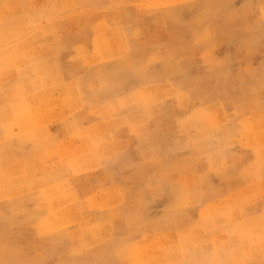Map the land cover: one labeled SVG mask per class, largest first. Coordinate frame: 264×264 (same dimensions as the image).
Returning a JSON list of instances; mask_svg holds the SVG:
<instances>
[{
    "label": "rangeland",
    "instance_id": "1",
    "mask_svg": "<svg viewBox=\"0 0 264 264\" xmlns=\"http://www.w3.org/2000/svg\"><path fill=\"white\" fill-rule=\"evenodd\" d=\"M50 49L88 101L19 88ZM32 98L38 131L0 128V264H264V0H0V127Z\"/></svg>",
    "mask_w": 264,
    "mask_h": 264
},
{
    "label": "crops",
    "instance_id": "2",
    "mask_svg": "<svg viewBox=\"0 0 264 264\" xmlns=\"http://www.w3.org/2000/svg\"><path fill=\"white\" fill-rule=\"evenodd\" d=\"M79 18H80V22H79L80 24L79 25H81L79 28L74 27V30H67L66 29L65 31L66 32H71V33L76 31V32L79 33L80 31L86 30V28H85V26L83 24V21H82L80 16H79ZM45 52H46V50H45ZM53 52H54V54H53ZM47 55L48 56L46 57V62H47V65L50 66L49 68H51L53 70L52 71L53 73H48L49 75L48 74L44 75L41 72L42 65H40L39 61L38 62L26 61L24 64H21L22 65L21 66V70H20L21 80H20L18 86H20V88H22L23 91H26L27 94L31 93L30 95H33V96H38V95L39 96H45L48 93V89H49V87L46 86V84H48V78H57V79L60 78V79H62V83L64 85H68L69 91H71L74 94H76L77 96H79V98H80L82 103L84 101H88L89 97H88L87 92H84L83 88H81L79 86H78L79 87L78 88L76 86V83H81L82 82V78L83 77H81V76L76 74V72L74 70V68L76 67L75 64H73L72 61H69V62L60 61V56L57 54L56 50L50 49L49 53ZM69 57L71 58V56H68V58ZM78 70L82 71L83 70V66L81 65L78 68ZM52 74H55V75H52ZM59 74L61 76H58ZM79 74H80V72H79ZM77 80H78V82H77ZM18 81H16V82L18 83ZM72 82H74V84H72ZM71 85H73L72 88H71ZM37 88H38V90H37ZM77 91L80 92V93L81 92H83V93L82 94H77ZM38 98H42V97H38ZM12 112L15 115L16 122H17V124H15V127H13L14 125L13 126H11V125L10 126L9 125L6 126V124H4V125H2V127H0V128L3 129L2 130L3 135L6 136L8 139H10L12 141L11 133L15 129H17L20 132L19 136L15 137V139L18 138V140L21 139L23 134H27V133H30V132L35 131V130L38 131L37 127H32V126H37V125L34 123V116L32 115L33 113H32V108H31V102L30 103L28 102L26 105H23L22 107L13 108ZM80 112H84L85 113V110H81ZM75 116L76 117H74V118H78L80 116V113H77ZM94 119H95L94 116H89L88 117V120H90V121L94 120ZM58 120H59L60 123L61 122H64V123L62 125H57L54 128V132L56 134H59V133L62 134V132H67L68 134L73 135L74 131H76V130H74V129H72L70 127L71 124L72 123L75 124V125L79 124L78 119H75V120L74 119H67V120L57 119V120H55V123H57ZM20 124H23V126H20ZM24 126H28V128H24ZM41 126L42 127H39V131L49 132L47 124L42 122ZM40 144H41V148H42V144H44L45 146L47 145L46 142H44L43 138L40 139ZM77 154H78V152H77ZM235 158H236V156L233 155V159L228 164V171H229L230 167L232 168V167H235V166L238 165V162L236 161ZM67 162L70 163V161H68V160H67ZM231 163H232V165H231ZM93 171H95V170H88V172H93ZM257 180L261 181L259 179H257ZM247 185H249V183ZM261 186H262V191H260V195L262 197V200H261L262 203L259 202V203H256V204L253 205L254 208H256L255 211H253L254 209H248L245 212V214H244V216H246V220L245 221H247V219L250 218L249 216H251L253 214H259L260 212L264 211V209H263L264 208V182L262 184V181H261ZM238 192H239V190L233 192L232 195L229 196V197L215 199V201L216 200H221V201L230 200V199L233 198L232 196H234V194H236ZM251 194L252 193H250L249 195L252 196ZM249 195H247V196H249ZM212 202H214V201L212 200V201L209 202L210 205L212 204ZM211 228L213 229V233H212L213 237L212 238H214V236L217 235V232L215 233L216 229L213 228V226H211ZM229 228H230V224L226 223L224 226H222V231L221 232L224 233V234H228L230 236V232L231 231H230Z\"/></svg>",
    "mask_w": 264,
    "mask_h": 264
},
{
    "label": "bare ground",
    "instance_id": "3",
    "mask_svg": "<svg viewBox=\"0 0 264 264\" xmlns=\"http://www.w3.org/2000/svg\"><path fill=\"white\" fill-rule=\"evenodd\" d=\"M6 10V9H5ZM99 31V30H98ZM43 38V37H42ZM29 39V38H28ZM25 46V45H24ZM97 46V45H96ZM15 48H17V47H15ZM99 49V48H98ZM13 70V69H12ZM15 75V74H14ZM7 77H9V76H7ZM20 88V87H19ZM19 91V90H18ZM20 95V94H19ZM21 95H22V93H21ZM48 95V94H47ZM22 97V96H21ZM29 100H30V98H29ZM37 100V98L36 99H34V98H32L31 99V108H32V113L34 112V105H37L36 103H35V101ZM37 103H38V101H37ZM38 111V110H37ZM42 113V112H41ZM57 113V112H56ZM41 116L43 117V115L41 114ZM35 118V117H34ZM46 122V121H45ZM58 122H59V120H58ZM47 123V122H46ZM127 126V125H126ZM15 127V126H14ZM66 128V127H65ZM17 130V129H16ZM12 131V130H11ZM130 131V130H129ZM13 132V131H12ZM3 133V132H2ZM17 133V132H16ZM120 133V132H119ZM128 133V132H127ZM12 134V133H11ZM15 134V133H14ZM114 138V137H113ZM57 139V138H56ZM59 140H61V139H59ZM13 141V140H12ZM58 142V141H57ZM83 143H85V142H83ZM82 143V144H83ZM88 145V144H87ZM83 148V147H82ZM82 178V177H81ZM37 186V185H36ZM21 187V186H20ZM16 192V191H15ZM12 193V192H11ZM22 193V192H21ZM14 194V193H13ZM100 204V203H99ZM107 231V230H106Z\"/></svg>",
    "mask_w": 264,
    "mask_h": 264
}]
</instances>
